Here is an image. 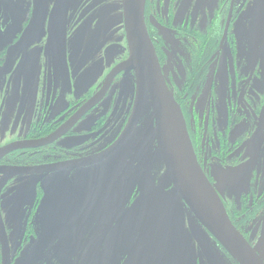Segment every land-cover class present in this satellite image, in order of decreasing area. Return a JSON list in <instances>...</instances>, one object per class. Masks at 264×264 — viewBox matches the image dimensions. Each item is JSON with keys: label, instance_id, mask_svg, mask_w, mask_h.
I'll list each match as a JSON object with an SVG mask.
<instances>
[{"label": "flooded vegetation", "instance_id": "1", "mask_svg": "<svg viewBox=\"0 0 264 264\" xmlns=\"http://www.w3.org/2000/svg\"><path fill=\"white\" fill-rule=\"evenodd\" d=\"M143 20L264 264V0H145ZM126 40L123 0H0V264H240L177 194L154 205L165 167Z\"/></svg>", "mask_w": 264, "mask_h": 264}, {"label": "water", "instance_id": "2", "mask_svg": "<svg viewBox=\"0 0 264 264\" xmlns=\"http://www.w3.org/2000/svg\"><path fill=\"white\" fill-rule=\"evenodd\" d=\"M144 1L123 0L129 49L123 68L132 69L136 74L139 89L138 109L134 115L136 119L145 98L149 102L153 123L147 134H155L157 150L165 167L161 187L153 196L154 205H157L158 199H166L165 203H160L166 205L177 194L240 264H263L229 220L222 202L196 160L182 112L164 81L145 29ZM64 166H68V163ZM169 183L173 186L172 191L161 193L163 186Z\"/></svg>", "mask_w": 264, "mask_h": 264}]
</instances>
